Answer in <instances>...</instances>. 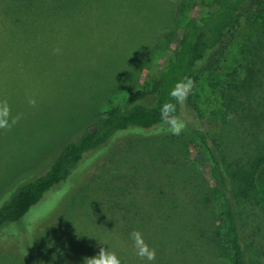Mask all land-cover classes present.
Instances as JSON below:
<instances>
[{
  "label": "rangeland",
  "instance_id": "rangeland-1",
  "mask_svg": "<svg viewBox=\"0 0 264 264\" xmlns=\"http://www.w3.org/2000/svg\"><path fill=\"white\" fill-rule=\"evenodd\" d=\"M200 3L0 0V100H8L13 115L22 114L10 130H0V201L19 183L43 174L62 147L78 138L99 113L123 107L137 92L148 91L171 56L185 22L199 13ZM263 23L261 18L244 16L217 70L200 74L182 105L186 134L192 128L204 130L221 152L230 155V164L235 159L246 164L251 156L264 158V91L253 76L256 66L251 50V43L264 41ZM57 47L60 54H53ZM30 95L37 100L36 108L27 103ZM154 100V95H148L137 103L151 106ZM179 144L178 155L175 150L163 160L191 164L211 185L209 164L202 153L190 142ZM116 145L123 148L121 142ZM261 165L238 207L241 235L252 264H264V162ZM88 172L91 184L63 189L54 195V202L67 198L75 209L103 215L101 205L122 200L130 192L146 195L141 189L149 186L142 184L145 178L139 174L123 178L122 170L104 182L98 169ZM162 172V167L151 170V183L163 178ZM96 183L102 185V198L88 194ZM49 208L44 209L42 221L52 222L38 233L42 263L83 264L78 246L68 255H42L55 244L53 233L65 241L70 237L60 227L62 222L50 216L54 208ZM34 215L14 225L13 232L32 231L33 226L23 228ZM98 240L100 248H109L117 256L126 249L125 243L108 232L99 233Z\"/></svg>",
  "mask_w": 264,
  "mask_h": 264
},
{
  "label": "trees",
  "instance_id": "trees-1",
  "mask_svg": "<svg viewBox=\"0 0 264 264\" xmlns=\"http://www.w3.org/2000/svg\"><path fill=\"white\" fill-rule=\"evenodd\" d=\"M247 15L264 21V0H201L199 13L185 22L150 89L137 92L123 107L99 113L78 138L62 147L43 174L19 183L0 201V264H43L38 233L52 222L42 221L46 207L54 208L50 216L62 222L60 227L70 237L65 241L53 233L55 244L42 255H68L78 246L82 258L95 256L100 250L99 233L108 232L125 243V251L118 256L121 264H252L241 235L238 207L264 158L251 156L246 164L238 159L230 164V155L221 152L217 141L204 130L192 128L187 134L184 130L172 135L160 117L161 106L170 100L169 92L178 81L190 77L196 85L200 74L217 70ZM251 50L256 66L253 76L264 91V41L251 43ZM148 95L155 96L151 106L137 103ZM181 111L182 105H177L176 115ZM152 139L157 140L151 143ZM186 141L207 160L211 185L191 164L163 160L175 150L178 155L179 143ZM119 142L123 148L117 147ZM159 167L164 176L151 183L149 174ZM89 169H98L103 182L119 170L125 173L123 178L139 174L145 178L142 184L149 183L150 190L145 185L140 189L150 200L130 192L122 200L101 205L104 213L97 216L71 207L67 198L54 202V195L63 189L91 184ZM102 193L104 197L99 183L88 190L90 196L99 198ZM31 213L35 215L23 229H34L14 233L13 226ZM133 230L140 231L156 250L154 261L135 254L130 237Z\"/></svg>",
  "mask_w": 264,
  "mask_h": 264
},
{
  "label": "clouds",
  "instance_id": "clouds-1",
  "mask_svg": "<svg viewBox=\"0 0 264 264\" xmlns=\"http://www.w3.org/2000/svg\"><path fill=\"white\" fill-rule=\"evenodd\" d=\"M59 47L53 49V54H60ZM195 87L194 81L190 77L178 81L169 92L170 100L166 101L160 109L162 125L167 126V130L172 135H180L187 127V122L182 117L176 115L177 105H184L187 98ZM27 103L30 107H37V100L34 95L27 97ZM22 114L13 115L11 106L7 99L0 100V130H10L19 123ZM133 241L135 254L142 260L154 261L156 250L151 248L143 238V234L138 230L130 233ZM83 264H121L120 258L109 248H100L99 252L92 257H85Z\"/></svg>",
  "mask_w": 264,
  "mask_h": 264
}]
</instances>
